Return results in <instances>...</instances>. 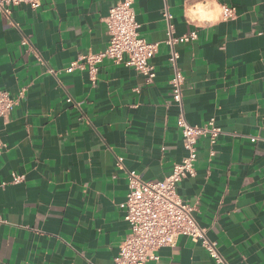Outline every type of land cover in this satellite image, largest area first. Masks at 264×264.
<instances>
[{
	"label": "crops",
	"instance_id": "1",
	"mask_svg": "<svg viewBox=\"0 0 264 264\" xmlns=\"http://www.w3.org/2000/svg\"><path fill=\"white\" fill-rule=\"evenodd\" d=\"M118 1L43 0L0 16V89L17 100L0 118V264H113L129 231L128 172L162 181L185 156L164 10L176 37L196 34L175 46L185 119L222 131L214 144L198 138L197 175L177 195L224 264H264V0H212L213 20L197 10L205 0H134L141 37L158 46L152 83L108 59L94 82L66 72L104 52ZM221 5L235 16L222 21ZM157 256L147 264H215L186 236Z\"/></svg>",
	"mask_w": 264,
	"mask_h": 264
},
{
	"label": "built area",
	"instance_id": "2",
	"mask_svg": "<svg viewBox=\"0 0 264 264\" xmlns=\"http://www.w3.org/2000/svg\"><path fill=\"white\" fill-rule=\"evenodd\" d=\"M43 0H0V16L10 17L13 8L25 5L31 10L41 7ZM134 0H119L109 10L104 20L108 44L103 53L84 55L72 62L65 70L70 73L75 69H87L91 80L96 79L97 65L103 59L115 65L133 68L143 76L146 84H151L155 71L151 59L157 53V44L147 42L139 33V25L133 9ZM166 39L169 49L168 62L172 68L170 97L177 109L176 124L181 134L185 156L173 165L172 171L157 182L143 181L135 172H128L127 194L124 203V220L129 226L128 234L119 245L113 264H147L158 260L157 252L163 247L175 245L179 236H186L198 242L206 250L215 264H224L222 256L214 242L208 240L206 229L198 226L192 212L193 208L177 195L178 185L185 179L194 178L197 172L194 163L197 158L196 142L199 137L208 138L214 144L222 134L221 129L210 120L203 126L190 125L184 115L182 86L184 77L178 65L179 55L175 50L177 44L194 40L195 32L176 37L171 23V15L164 10ZM235 16L232 6L221 5V19L227 21ZM29 42L22 39L21 45ZM17 100L0 89V118L6 119ZM4 145L0 141V154ZM20 177L12 176L10 184H16ZM6 184L1 183L0 188ZM5 223L0 217V224Z\"/></svg>",
	"mask_w": 264,
	"mask_h": 264
},
{
	"label": "clouds",
	"instance_id": "3",
	"mask_svg": "<svg viewBox=\"0 0 264 264\" xmlns=\"http://www.w3.org/2000/svg\"><path fill=\"white\" fill-rule=\"evenodd\" d=\"M202 8H207L208 11L205 13V18L209 20H213L215 18L216 13L219 10V6L215 5L212 0H205L203 5H197V10H201Z\"/></svg>",
	"mask_w": 264,
	"mask_h": 264
}]
</instances>
